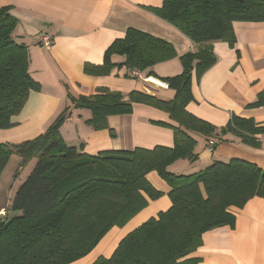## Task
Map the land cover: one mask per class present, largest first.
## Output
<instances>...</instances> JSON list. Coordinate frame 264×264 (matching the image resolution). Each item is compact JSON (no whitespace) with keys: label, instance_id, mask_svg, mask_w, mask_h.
Returning a JSON list of instances; mask_svg holds the SVG:
<instances>
[{"label":"trees","instance_id":"16d2710c","mask_svg":"<svg viewBox=\"0 0 264 264\" xmlns=\"http://www.w3.org/2000/svg\"><path fill=\"white\" fill-rule=\"evenodd\" d=\"M152 11L197 47L181 56V74L160 78L175 91L173 100L137 90L124 95L107 88L68 97L75 109L90 111L86 123L95 131H111L108 118L132 115L136 104L160 110L173 124H153L173 131L174 146L86 154L83 146L67 145L61 134L70 107L35 139L0 143V181L13 156L21 159V169L36 160L8 206L10 214L0 217V264H71L84 258L112 228H122L149 200L163 195L147 180L151 172L170 187L171 207L129 233L110 258L100 257L94 264H199L201 259L194 254L202 246L203 234L233 228V209L264 198V169L242 159L214 161L192 174L176 175L169 169L180 160H198L194 135L205 139L207 151L213 143L211 153L229 142V135L260 149L264 123L232 114L225 126L217 127L188 107L194 101L193 75L200 80L217 63L214 44L223 42L234 49V23L264 22V0H163ZM16 27L10 9L0 8V130L15 127L12 118L21 113L30 93L42 91L29 72L28 47L13 38ZM114 55L124 57V62L112 63ZM177 56L168 41L129 28L108 47L102 65L86 64L84 72L106 77L125 67L133 75L156 77L153 67ZM247 108H264V92Z\"/></svg>","mask_w":264,"mask_h":264},{"label":"crops","instance_id":"0c3cea01","mask_svg":"<svg viewBox=\"0 0 264 264\" xmlns=\"http://www.w3.org/2000/svg\"><path fill=\"white\" fill-rule=\"evenodd\" d=\"M162 3L163 0H0V8H9L17 21L13 38L28 47L29 72L42 85V91L31 92L21 113L12 118L15 127L0 130V143L20 144L35 139L47 131L65 107H70V117L61 134L67 145L83 146L86 154L173 147V131L153 124H173L160 110L136 104L132 115L108 118L111 131H95L86 123L91 113L76 116L78 110L68 97L89 96L99 88H107L124 95L137 90L165 101L173 100L175 91L156 88L147 82L145 73L133 75L125 67L106 77L84 72L86 64L102 65L108 47L133 28L168 41L177 51L176 58L153 67L158 79L181 74V56L195 52L197 47L178 28L152 11ZM234 31L235 48L215 43L217 63L200 80L195 74L192 80L194 101L188 110L217 127L225 126L232 114L264 123V108H247L264 92V22H236ZM45 36L51 39L49 47L42 41ZM124 59L114 55L111 61L119 64ZM194 138L198 141L195 150L198 160L195 163L180 160L169 167L172 173L192 174L197 164L206 168L214 161L231 159H242L264 169V135L260 137V149L242 145L229 135L226 137L229 142L219 144L214 153L206 150L204 138L196 135ZM35 164L33 160L20 168L8 192V206ZM147 180L163 195L149 200L148 206L125 226L112 228L91 253L71 264H94L100 257L110 258L129 233L171 207L168 184L157 172L149 173ZM233 212L236 216L233 228L224 226L203 234L202 246L194 254L201 259L199 264H264V198H253L244 208Z\"/></svg>","mask_w":264,"mask_h":264},{"label":"rangeland","instance_id":"374dc122","mask_svg":"<svg viewBox=\"0 0 264 264\" xmlns=\"http://www.w3.org/2000/svg\"><path fill=\"white\" fill-rule=\"evenodd\" d=\"M174 91V90H173ZM175 97V96H174ZM66 109V107L62 110V112ZM78 113L76 112V116L85 114H90L89 110L86 109H77ZM61 112V113H62ZM20 158L15 156L9 163L8 167L6 168L4 174L2 175L1 183H0V217L7 218L8 217V192L12 188L14 184V179L16 175L20 173V165H18ZM23 169V168H22ZM205 169L204 166L197 164L194 166V170L191 173H197L201 170ZM187 173V172H186Z\"/></svg>","mask_w":264,"mask_h":264},{"label":"built area","instance_id":"2783aa9c","mask_svg":"<svg viewBox=\"0 0 264 264\" xmlns=\"http://www.w3.org/2000/svg\"><path fill=\"white\" fill-rule=\"evenodd\" d=\"M42 41L44 42V45L46 47H49L51 45V39L49 38V36H45ZM147 82L150 84H153L156 88H161V89H166L168 88L167 83H165L164 81L158 79V78H153V77H148ZM213 143H210V146L207 148L208 151L211 153L213 152Z\"/></svg>","mask_w":264,"mask_h":264}]
</instances>
